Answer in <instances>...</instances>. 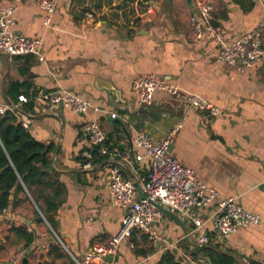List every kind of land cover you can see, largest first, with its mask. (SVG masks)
Instances as JSON below:
<instances>
[{
    "label": "crops",
    "instance_id": "0c3cea01",
    "mask_svg": "<svg viewBox=\"0 0 264 264\" xmlns=\"http://www.w3.org/2000/svg\"><path fill=\"white\" fill-rule=\"evenodd\" d=\"M11 1L15 0H0V7ZM205 1L214 6L213 20L223 27L226 44L257 26L264 16V0H56L46 23L40 0H17L12 28L41 36L42 56L0 52V101L19 103L30 133L52 147V165L64 193L53 215L54 226L29 193H17L22 200L0 212V261L14 258L20 264L31 248L30 264H76L73 255L107 241L123 217V209L113 203L109 192V164H119L136 183L149 165L145 150L135 143L137 132L161 137L178 126L169 153L221 196H237L244 208L263 218L261 223L239 227L222 243L212 233L206 246L214 254L231 256L227 264H264V57L241 71L216 59L220 44L214 39L205 36L193 42L190 16ZM86 11L91 15H84ZM147 73L201 95L218 107V113L190 107L161 92L155 93L150 105H141L132 82ZM60 87L90 100L97 109L81 113L17 99L26 91L31 95ZM145 107L148 112H143ZM112 112L117 116L111 117ZM129 113L137 114L132 122ZM93 117L99 119L110 150L120 155L81 164L78 156L89 146L83 126ZM137 154L142 158L136 159ZM40 213L42 221L36 220ZM176 214L182 223L162 214L154 224V239L143 241L137 232V247L148 249L146 254L123 241L113 264H155L168 248H177L181 264H211L210 256L201 255L200 246L188 234L190 221ZM16 226L34 233L30 245L11 233ZM56 235L66 245L60 246L67 256L53 257L49 252L51 245H58Z\"/></svg>",
    "mask_w": 264,
    "mask_h": 264
},
{
    "label": "built area",
    "instance_id": "2783aa9c",
    "mask_svg": "<svg viewBox=\"0 0 264 264\" xmlns=\"http://www.w3.org/2000/svg\"><path fill=\"white\" fill-rule=\"evenodd\" d=\"M16 5L17 0L11 1L5 7H0V52L8 55L32 54L41 57V36L24 35L15 32L12 28L13 11ZM40 5L46 14L45 22L47 23L55 10L56 0H40ZM213 12L214 6L210 1L198 4V13L190 16L193 42H201L205 36L214 39L220 44L214 53L216 59L241 71H245L264 57V16L257 26L226 44L223 42L224 29L214 22ZM91 13L86 11L84 15L90 16ZM132 89L138 95L141 105H150L155 93L161 92L179 98L190 107L208 111L211 114L219 111L215 104L201 95L187 93L165 78L152 73L134 79ZM28 98L47 106L69 107L81 113L88 109H97L90 100L62 87L47 92L32 93L30 97L25 94L17 96L19 102L27 101ZM17 108H20L19 103L0 101V115H4L7 111H15ZM116 116V112L111 113V117ZM22 125L28 126L25 119H22ZM177 128L178 126H172L161 137H154L146 130L138 131L135 136L137 147L145 150L149 160L146 175L138 180L144 197L138 195L135 181L124 175L119 164L115 162L109 164L108 187L113 203L123 209L121 225L107 241L95 243L78 256L73 255L76 264H113L112 258L108 260L106 257L108 255L113 257L123 241H128L133 247L130 237L134 229L147 235L148 239H154L156 237L154 224L163 214L154 202L186 217L191 224L188 234L193 237L198 246L210 244L212 233L216 236L215 240L222 243L239 227L263 221L259 213L244 208L237 196H221L216 188L206 184L192 168L182 164L169 153ZM83 132L89 146L99 145L100 150L108 154L110 158L120 155L118 151H111L103 144L106 135L97 117L89 119L84 124ZM83 152L90 157L87 149ZM141 158V155H136V159ZM208 208H210L209 212L205 213ZM4 211L6 208L2 210ZM56 241L66 248L58 235H56ZM9 262L16 264L14 258H10Z\"/></svg>",
    "mask_w": 264,
    "mask_h": 264
},
{
    "label": "trees",
    "instance_id": "16d2710c",
    "mask_svg": "<svg viewBox=\"0 0 264 264\" xmlns=\"http://www.w3.org/2000/svg\"><path fill=\"white\" fill-rule=\"evenodd\" d=\"M90 9L96 8L95 6ZM27 55V54H26ZM31 55V54H29ZM25 95L30 96L26 91ZM22 110L7 111L0 115V212L8 206L15 207L22 198L18 197L20 191L27 192L35 201L45 218L54 226L53 215L61 205L64 193V184L59 179L58 173L52 165L50 146L37 140L22 125ZM103 144L107 149H112L108 145V138L105 137ZM90 152V157L84 155L83 151L78 156L81 164H96L108 157V154L100 150L99 145L86 148ZM140 233L134 229L130 241L134 242L136 252L141 255L147 253L148 249L139 246L136 234ZM11 233L18 239L24 241L25 245H30L35 235L25 227L16 226L11 228ZM140 239L146 240L147 235L140 233ZM186 249L187 246H184ZM201 255L210 256V263L227 264L232 262L231 256L217 252L207 246L198 247ZM53 257L67 256L68 253L58 244L51 245L50 251ZM194 256L196 254L192 253ZM177 253L170 248L163 251L155 264H181ZM258 264V263H255ZM260 264V263H259Z\"/></svg>",
    "mask_w": 264,
    "mask_h": 264
},
{
    "label": "water",
    "instance_id": "95a60500",
    "mask_svg": "<svg viewBox=\"0 0 264 264\" xmlns=\"http://www.w3.org/2000/svg\"><path fill=\"white\" fill-rule=\"evenodd\" d=\"M187 2L190 3L191 0H187ZM17 110L20 111L21 108H17ZM148 110L149 109L147 107H145L143 109V112H148ZM119 112L120 113H124L126 111L124 109H120ZM152 114H156V113H151L150 115H152ZM128 115H129L130 122H132V120L135 119V116H137L136 113L135 114H133V113L130 114L129 113ZM139 122H140L141 125H144L145 124V121H143L142 119H140ZM136 188H137L138 195L141 196V197H144L145 195H144V193L141 190V185H140L139 181H136ZM154 203L162 211V213H164L166 215H169V216H172L173 218H175L176 220H178V221L181 222L179 216L175 212L167 209L166 207H163L162 205H160V204H158L156 202H154ZM43 219H44V216L42 215V213H40L39 216L36 217V220H38V221H42ZM185 231L187 232V230H185ZM194 244L198 245V243H196V242ZM173 251L176 252L177 251V248H173ZM25 252H26L25 255H23L20 258V264H30L29 257L33 254L34 251L30 248V249H27ZM106 258L109 260L112 257L110 255H108ZM178 259L179 260H183L182 256H178ZM0 264H11V263L9 261H6V262L5 261H0ZM36 264H40V261H37ZM189 264H191V263H189Z\"/></svg>",
    "mask_w": 264,
    "mask_h": 264
}]
</instances>
